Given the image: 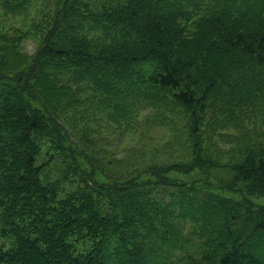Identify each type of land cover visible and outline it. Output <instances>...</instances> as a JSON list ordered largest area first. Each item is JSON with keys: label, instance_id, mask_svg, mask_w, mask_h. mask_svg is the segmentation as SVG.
I'll return each instance as SVG.
<instances>
[{"label": "trees", "instance_id": "obj_1", "mask_svg": "<svg viewBox=\"0 0 264 264\" xmlns=\"http://www.w3.org/2000/svg\"><path fill=\"white\" fill-rule=\"evenodd\" d=\"M144 106L183 155L107 172L76 117ZM262 124L264 0H0V264H264V206L169 175L263 195Z\"/></svg>", "mask_w": 264, "mask_h": 264}, {"label": "rangeland", "instance_id": "obj_2", "mask_svg": "<svg viewBox=\"0 0 264 264\" xmlns=\"http://www.w3.org/2000/svg\"><path fill=\"white\" fill-rule=\"evenodd\" d=\"M40 4L38 3L37 6ZM37 6L29 11L28 19L38 17L39 7ZM17 19L16 17L14 20ZM35 43V39L25 40L22 45L23 50L27 53L33 52ZM82 108L80 107V109ZM90 114V112L79 114L76 117V124L77 127H81L80 130H85L90 138V143L94 144L98 153L102 154L108 168L107 172L130 171L136 166L141 167L150 163L178 160L184 153L182 142L185 140L187 132H183V122L169 116L168 113L156 115L152 108L144 106L130 118L129 123L120 124L113 123L106 114L100 112L94 116ZM258 126L260 127V124ZM261 126L264 131V125ZM249 129H252V125L246 119L242 120L237 128L231 125L223 128L221 133L226 134V138L222 140L218 138L220 146L227 149V147L234 145L233 136L238 135L239 131L245 132ZM45 145L43 146L44 152L46 151ZM80 160L81 163H86L88 166L84 157ZM108 160L113 162L107 163ZM47 168L52 170V178L58 175L53 162ZM107 172L106 174H108ZM169 175L182 181L194 182L199 186L204 184L205 189L227 198L247 199L258 206H264V194L248 195L243 193L244 187L241 184L226 188L215 179L207 180L196 170L189 173L171 172ZM98 178L106 180L103 175L98 176ZM65 186L69 187L67 184ZM3 227L0 223V244L7 249L12 245L14 238Z\"/></svg>", "mask_w": 264, "mask_h": 264}]
</instances>
